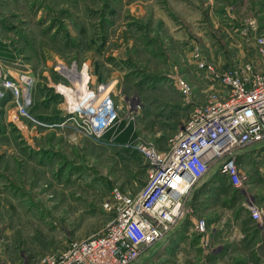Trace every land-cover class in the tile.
I'll use <instances>...</instances> for the list:
<instances>
[{"label": "rangeland", "instance_id": "374dc122", "mask_svg": "<svg viewBox=\"0 0 264 264\" xmlns=\"http://www.w3.org/2000/svg\"><path fill=\"white\" fill-rule=\"evenodd\" d=\"M263 33L264 0H0L2 72L34 80L26 111L0 99V264H38L103 229L105 199L142 190L146 150H167L205 101L209 68L226 69ZM106 92L116 118L97 137L70 108L83 94L82 111L99 110ZM237 157L242 185L197 192L178 225L204 218L208 244L197 232L164 239L135 264H264V148Z\"/></svg>", "mask_w": 264, "mask_h": 264}, {"label": "built area", "instance_id": "2783aa9c", "mask_svg": "<svg viewBox=\"0 0 264 264\" xmlns=\"http://www.w3.org/2000/svg\"><path fill=\"white\" fill-rule=\"evenodd\" d=\"M247 40L249 46L238 49L226 69L209 68L213 82L205 101L193 107L167 150H146L150 165L142 190L133 195L114 187L103 203L112 215L105 227L86 238L70 239L38 264H135L192 215L187 201L206 176L220 175L234 187L242 185L237 155L264 145V33ZM2 69L0 99L9 94L16 110L26 111L34 80L28 73ZM176 82L192 101L191 87L183 79ZM82 109L77 114L87 118L97 137L116 118L111 98L99 110ZM194 230L208 244L204 218H196Z\"/></svg>", "mask_w": 264, "mask_h": 264}, {"label": "crops", "instance_id": "0c3cea01", "mask_svg": "<svg viewBox=\"0 0 264 264\" xmlns=\"http://www.w3.org/2000/svg\"><path fill=\"white\" fill-rule=\"evenodd\" d=\"M86 75H87V73H85ZM82 75H84V72H83V74ZM88 76H90V75H87V77ZM86 88H87V86H86ZM88 89V88H87ZM80 93H81V91H80ZM261 147H263L264 148V145L263 146H261ZM260 147V148H261ZM257 149V148H256ZM257 154V153H256ZM255 153L253 154V155H256ZM230 186H232L229 182H228V180L226 179V178H224V177H222V176H220V175H214V176H212L210 179H204L196 188H195V190L193 191V193L191 194V196H190V201H192L193 200V198H194V195L197 193V192H213V191H216V192H220V194L222 195V194H224V193H227L228 192V190H230ZM202 200H204V199H202V195L200 196V198H199V202H201ZM207 200H209L210 201V199H209V197H207ZM195 202V201H194ZM211 202H213V201H211ZM196 203H197V201H196ZM196 218H200V217H196V216H194L193 218H191L190 217V219H191V223H192V225L194 224V222H195V220H196ZM262 230H264L263 228H262ZM185 235H188V236H197L198 234L197 233H195V230H194V226H178L170 235H169V237H167L165 240H167L166 242L167 243H171L172 241H176L178 238H180V237H184ZM165 242V241H164ZM165 242V243H166ZM163 243V242H162ZM164 243V244H165ZM176 242H174V244H175ZM158 244V243H157ZM157 244H155L154 246H152L148 251H147V253H145L144 255H148L149 253H151V252H153V251H155L156 250V245ZM166 245L167 244H165V246L164 245H162L161 246V248L162 247H166ZM169 246L171 245V244H168ZM143 255V257H142V259H144L145 260V257H147V256H144ZM253 262H255V263H257V261H253Z\"/></svg>", "mask_w": 264, "mask_h": 264}, {"label": "bare ground", "instance_id": "6f19581e", "mask_svg": "<svg viewBox=\"0 0 264 264\" xmlns=\"http://www.w3.org/2000/svg\"><path fill=\"white\" fill-rule=\"evenodd\" d=\"M83 91H85V88H83ZM87 91V90H86ZM87 93V92H86ZM107 92L105 94H103L100 98V105H99V108L101 107V105L104 103V98L106 96ZM83 94H80V97L79 99H77V101L74 103V105L72 106V108H70L71 110L72 109H82L83 107H86V102L88 101V98H89V95H86L85 96H82ZM85 97V98H84ZM108 99V98H107ZM74 100V99H73ZM72 100V101H73Z\"/></svg>", "mask_w": 264, "mask_h": 264}]
</instances>
